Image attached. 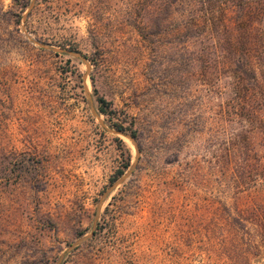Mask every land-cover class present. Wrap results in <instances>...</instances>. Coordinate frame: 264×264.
<instances>
[{"label":"rangeland","instance_id":"1","mask_svg":"<svg viewBox=\"0 0 264 264\" xmlns=\"http://www.w3.org/2000/svg\"><path fill=\"white\" fill-rule=\"evenodd\" d=\"M159 1L0 0V264H264V110Z\"/></svg>","mask_w":264,"mask_h":264},{"label":"trees","instance_id":"2","mask_svg":"<svg viewBox=\"0 0 264 264\" xmlns=\"http://www.w3.org/2000/svg\"><path fill=\"white\" fill-rule=\"evenodd\" d=\"M12 2L23 9L28 0ZM150 6H154L159 16L174 11L176 6L183 18L182 37L187 40L201 35L204 41H208L201 45L193 60L200 62L203 68L218 67L230 74L235 110L246 111L247 114L256 109L264 110V28L256 24V21L264 18V0H167L152 3ZM228 7L236 14L230 24L226 21ZM157 21L160 19L157 18ZM156 27L159 30L160 22ZM145 30L143 27L141 33L145 34ZM94 101L101 115L109 120H116L111 121L116 132L138 142L140 133L134 128L135 124L125 125L123 120L113 119L116 112L96 90ZM261 119L264 124V117ZM137 148L141 154L143 151L140 143ZM129 167V156H123L122 164L109 184L119 180Z\"/></svg>","mask_w":264,"mask_h":264},{"label":"water","instance_id":"3","mask_svg":"<svg viewBox=\"0 0 264 264\" xmlns=\"http://www.w3.org/2000/svg\"><path fill=\"white\" fill-rule=\"evenodd\" d=\"M121 181V180H120ZM122 181H123V179H122Z\"/></svg>","mask_w":264,"mask_h":264}]
</instances>
